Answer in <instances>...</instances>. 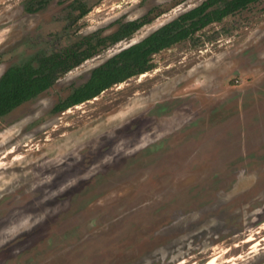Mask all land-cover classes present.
<instances>
[{
	"label": "rangeland",
	"instance_id": "374dc122",
	"mask_svg": "<svg viewBox=\"0 0 264 264\" xmlns=\"http://www.w3.org/2000/svg\"><path fill=\"white\" fill-rule=\"evenodd\" d=\"M206 1L0 0V77L91 55L0 117V264H264V0L54 111Z\"/></svg>",
	"mask_w": 264,
	"mask_h": 264
},
{
	"label": "trees",
	"instance_id": "16d2710c",
	"mask_svg": "<svg viewBox=\"0 0 264 264\" xmlns=\"http://www.w3.org/2000/svg\"><path fill=\"white\" fill-rule=\"evenodd\" d=\"M260 0H208L200 6L182 14L174 21L162 26L139 43L109 58L95 68L86 84L77 88L66 100L54 109L59 112L74 105L91 100L115 84L123 83L138 74L154 68L153 56L179 44L210 24L225 18ZM33 11V9H29ZM150 23L148 18L122 24L113 34L101 37L109 45L130 39L141 27ZM90 50H87V53ZM86 52V51H85ZM89 54L75 63L67 57L46 59L39 68L31 64L9 68L0 77V117L51 88L61 75L79 64Z\"/></svg>",
	"mask_w": 264,
	"mask_h": 264
},
{
	"label": "bare ground",
	"instance_id": "6f19581e",
	"mask_svg": "<svg viewBox=\"0 0 264 264\" xmlns=\"http://www.w3.org/2000/svg\"><path fill=\"white\" fill-rule=\"evenodd\" d=\"M217 260V259H216ZM217 262V261H216ZM216 262L214 261V259H212L211 261H209L207 264H216ZM218 264V263H217Z\"/></svg>",
	"mask_w": 264,
	"mask_h": 264
}]
</instances>
